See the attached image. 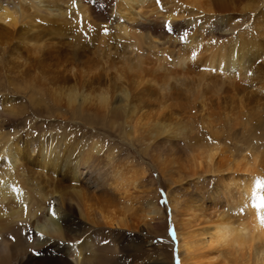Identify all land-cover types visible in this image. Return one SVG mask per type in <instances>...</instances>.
I'll return each mask as SVG.
<instances>
[{
  "label": "rangeland",
  "instance_id": "obj_1",
  "mask_svg": "<svg viewBox=\"0 0 264 264\" xmlns=\"http://www.w3.org/2000/svg\"><path fill=\"white\" fill-rule=\"evenodd\" d=\"M43 1L39 4L41 6L39 12L30 6L28 0H0L2 5L10 3L6 6L11 7L10 9L16 8L21 15L19 23L14 28L0 21V144L1 138L6 136L13 138L14 141L19 139L21 146L28 142L26 146L30 144L27 146L29 152L31 151L30 153L36 156L39 148L37 143L44 136L60 135L62 137L64 135L63 142H68L77 150L80 144L82 147L86 143L97 140L104 147L100 156H104L107 150L114 153L115 162L122 167L125 177L132 182L126 187L127 191L124 192L126 195L117 196L114 207L119 216L125 215L124 219L127 222L124 221L125 226L119 228L110 230L100 228L94 234L93 239L99 240L98 242L94 241L95 244L102 245L98 250H95V253L98 254H95L98 262L102 264H180L178 263L177 243L173 235L175 226L172 222L173 211L170 208L169 199L174 198L177 202L187 201L189 203V199L195 195L196 188L192 179H187L182 173L176 174L178 170L174 163L170 166L176 170H172L168 164H163V167L159 166L161 161L159 158L162 160L174 158L172 156L176 158L180 156V153L182 154L197 145L207 146L218 142L220 147L225 149L227 157L235 158H238L241 153L249 155L253 151L258 156V174L250 176L247 173L227 170L221 173H208L204 179L202 178V181H199L200 184H203V191L208 196L220 175L226 176L228 173H234V175L241 176L240 178L243 180L246 177L248 178L245 180L255 177L257 182L254 183L253 192L256 195L253 194L259 202L261 199L263 200L260 205L262 204L261 206L264 208V163L262 162L264 161V0H251L249 8L244 10L241 9L244 6V1L240 0L241 3H239L235 0H233L235 2L228 0L226 2H229V5L227 4L228 7L225 10H221V12L212 10V13L201 9L190 10L183 6L176 8L175 3L171 0H145L140 6L134 4L130 8L131 11L130 9L122 10L125 11L124 15L120 12L117 0ZM74 1H76L75 5H82L86 8V17L81 18V15L71 9ZM115 4L117 5L115 6ZM59 9L65 12L64 16L59 15ZM169 13H174L172 21L162 18ZM122 29H127L130 34H126ZM193 34L197 36L196 39H201L199 42H195L200 44V48L241 35L244 42L255 40L259 52L252 50L251 53L248 51L245 53L248 68L245 72L246 75L241 79L238 77L235 79L234 86L240 85L237 87L236 94L232 93L233 87L227 85V80L221 77L220 72L214 69L209 70L198 60L189 62L188 67L191 69L186 73L168 77L165 83L167 88L163 92L170 93L171 97L161 110L159 121L162 120L165 123L178 121L184 128L181 135L177 134L178 140L176 137L173 139L175 143L169 153L167 152L169 145L165 143L164 150L162 149L165 153L158 151L161 154L157 158L156 151L148 146L149 139L147 138V131L156 118L154 111L156 109L145 106L136 115L134 111H131L133 105L137 102L138 105H141L140 101L147 96L138 95V91L130 90L133 93L129 92L128 104H126L127 102L123 103L122 85L113 80L111 75L117 69L137 62V59L144 55L159 59L166 57L167 62L171 63L169 60L184 48V42ZM13 38L40 40L48 43L55 40V42L63 44L59 43L58 50L53 46L44 47L45 49L49 48L50 53L48 56L43 55L38 59L42 63H37L33 62V59L31 61V57L35 54L31 51L25 53L23 48L20 49L18 55L11 56L8 47H4V42H10ZM134 41H137L139 45H135ZM55 45L57 47L56 43ZM72 66L75 70L80 68L85 72L90 68H99V71L104 75L107 73V76L91 80V82L79 77L74 79V77H70L72 73L66 72V69L69 70ZM203 68L205 69L203 70ZM201 71L211 73L202 78L199 75ZM209 77H211L210 80ZM206 78L209 80H207L208 82ZM155 80L146 83V85L155 86L157 91H162L164 84L161 80ZM61 81L64 83L61 84ZM83 82H85V86H83ZM67 83L72 85L67 88ZM93 84H96L95 87ZM61 86L62 88H60ZM100 88H108L116 98L113 97L107 110L96 103V94L99 93ZM68 89L76 92L72 103L67 100ZM84 89L88 90L86 94ZM226 89L227 91H224ZM237 93L241 97L244 95L241 101L243 108L241 107L240 111V107L237 106L233 110L229 108L225 110L226 113H223L222 109L220 112L223 114L218 113L219 116L222 114V117H218L216 114L219 112L217 104L221 105L226 102V105L229 106L230 100L234 99ZM129 99H132V103ZM116 101L122 103L116 104ZM117 105H121L120 111H112L110 107ZM98 110L103 112L99 113ZM142 113L144 114L142 115ZM224 114H227L228 117L225 118ZM136 116L141 119L139 117L136 119ZM200 116H202L201 119ZM131 118L135 119L131 120ZM149 120L152 122L145 124ZM127 121L136 127L131 129V125ZM213 127L219 133L218 138L211 134V129L214 130ZM164 136L167 135L162 137ZM172 150L175 154L171 153ZM36 158L38 157L36 156ZM104 165V173L108 172L105 175L108 176L107 179L110 182V169H108L110 165ZM31 168L33 171L28 173L27 185H29L27 187L30 189V194L33 197L32 204L36 209V201L39 199V195H37L39 179H37L38 175L35 171L38 172L39 168ZM169 169L171 170L169 171ZM57 175L59 177L62 174L58 172ZM33 179L36 181L34 182ZM133 179H137V183L133 182ZM39 183L41 186L45 182L39 180ZM132 184L134 186L131 187ZM147 202L154 203L158 213L151 214L152 216L148 215ZM237 205L236 202L230 205L229 202L224 204L222 201L214 210L210 211L214 212L218 209L220 210L217 211L218 213L226 211V217L234 219L233 216L246 211L245 208L243 211L241 206ZM27 206L29 204L24 209ZM18 207V204H14L3 208L2 211L8 214V217L0 219V229L3 228L0 234L5 231V227L12 228L15 230V236L8 235L6 238L9 239L8 243L12 247L19 245L23 247V250H28L31 248V242L23 239L24 229L17 228V226L21 224L19 222H24L23 220L30 217L29 214H23V216L21 213L19 215L12 214L11 211L18 210ZM50 207L53 208L50 209ZM47 208L50 209L47 211L54 212L55 206L48 205ZM33 232L43 237V234L35 228H33ZM10 238L12 239L10 240ZM62 242L65 250L62 251V254L65 260L74 264L72 247L64 241ZM96 246L94 245V247ZM88 251L84 252L83 257H87ZM184 263L182 261V264ZM253 264L257 263L253 262Z\"/></svg>",
  "mask_w": 264,
  "mask_h": 264
},
{
  "label": "bare ground",
  "instance_id": "obj_2",
  "mask_svg": "<svg viewBox=\"0 0 264 264\" xmlns=\"http://www.w3.org/2000/svg\"><path fill=\"white\" fill-rule=\"evenodd\" d=\"M28 1L32 8L36 11H41V6L39 4L44 2L43 0ZM76 1L72 3L71 9L75 10L78 15H81V18L86 17V8L82 5H75ZM117 1L118 7L121 10L120 12L124 15L125 11H128L132 6H134V4L140 6L145 0ZM171 1L175 3L176 8L183 6L189 8L190 10L201 9L208 12H211L212 10L221 12V10H225L228 7L227 4L229 3L226 2L228 0ZM235 1H238L239 3L244 1V6L241 7L242 10L249 8L251 5V0H241V2L240 0ZM7 4L10 5V3ZM6 5H2V3L0 4V21L4 22L7 26L14 28L17 23H19L21 15H19V10L17 11L16 8L10 9L11 7L8 8ZM116 5L117 4H115V6ZM58 12L61 17L65 15V12L60 9ZM162 18L172 21L174 19V13H169L168 15L166 14L162 16ZM122 31L126 34H130V31L127 29H122ZM196 38L197 36L195 34L190 35L186 42H184V48L181 49L180 52L177 51L178 53L173 57V59L169 60L171 63L167 62L168 59L166 60V57L159 59L158 57L150 58L149 55H144L143 57H139L137 62H134L133 64L131 63L132 65H126L124 68L117 69V71L112 73V75L110 74L113 80L118 81L122 85L123 103L127 102L126 104H128L129 101H127V99L130 94L129 92H131L130 90L138 91V95L141 94L147 96V98L145 97V99L140 101L143 104L142 105L140 103L142 106L138 105V102L136 101L137 104L133 105V110L131 109V111H134L136 114L145 106L156 109L154 110L156 118L154 122L151 123V127L149 126L150 128L147 131V138L149 139L148 146L156 151L157 158L161 154H159L158 151L164 152L162 149L165 146V143H168L169 145L167 147L168 150L166 149L169 153L173 143H175L173 139L177 136V134L181 135L184 128L180 123H178V121L174 123H165L162 122V120L161 122L159 121L160 112L163 107H165L167 100L171 97L170 93L166 91L163 92V90L167 88L165 83L168 77L186 73L191 69L188 67L189 62L191 63L192 60H198L201 65L207 67L209 70L214 69L215 71L220 72L222 75L220 76L223 77L224 80H227V85H229V87H233L232 93L236 94V90L238 89L237 87L240 85L236 84L237 87L234 86L235 79L237 77L241 79L244 75H246L245 72H247L248 68L246 66L247 57L245 58V53H247V51L251 53L252 50L259 52L258 44L255 40L245 41L247 42L245 43L241 35H238L236 38H229L223 42L207 45L205 48H200V44L198 45V43H195L201 40ZM52 41L48 43L40 40L33 41L32 39L13 38L10 42H4V47H8L11 56L18 55V52H20V49L22 48L25 53L31 51L35 54L33 57L28 56L29 58L31 57V61L33 59V62L42 63L41 60L38 59L43 57V55L48 56L50 53L48 50L49 48L45 49L44 47L53 46V48L58 50L59 43L63 44L62 42H59L60 40L58 41L59 43L54 40L57 44L56 47L55 43ZM134 44L137 46L139 45L137 41H134ZM51 50L54 49L51 48ZM51 54H53L52 51ZM44 58H42V60ZM40 65L42 66L43 64ZM22 66L24 65L22 64ZM97 67L99 66L97 65ZM99 68H90L87 72H85L80 70V68H78L79 70H75L72 66L69 70L66 69V72H70V74L72 73L70 77L72 76L74 79L79 77L85 81L90 80L91 82V80H98L100 77L102 78L105 75L107 76V73H105V75L102 74L99 71ZM204 69L205 68H203V70ZM209 73L211 72L201 71L199 75L204 78V76H208L207 74ZM207 78L206 81L208 80ZM210 78L211 77H209V80ZM150 79H157V81L161 80L164 84V86L161 84L163 86L162 91H157L156 88H154L155 86L146 85V83H150L152 81L154 82V80L151 81ZM63 83L64 82L61 81V84ZM84 83L85 82H83V86H85ZM98 84L101 83L98 82ZM69 85L72 84H68L67 88ZM101 86L102 85H100V87ZM157 86L159 87V85ZM78 87L81 89L80 86ZM60 88H62V86ZM87 89H84L85 94L86 91H88ZM227 89L224 91H227ZM112 93L113 92H111L108 88H102L99 93L96 94V103L100 107L106 108L107 110L108 105L114 97V94ZM238 93L235 95L236 97L233 95L234 99L230 100L229 106L226 105V102H223L221 105L217 102L219 112L216 114L218 117H222L221 115L226 113L225 110L229 108L233 110V108L237 106L240 107L239 111L241 110V101L244 95L242 97L239 95V97ZM57 94L59 93L57 92ZM66 95L68 102L72 103L76 97V92L72 89H68ZM236 102L237 104L235 105ZM119 103L117 102L116 104ZM110 108L112 111L115 110L114 112H116L117 110L118 112L121 105ZM221 110L223 113L220 112ZM100 112L103 111H99V113ZM127 112H130V110H127ZM218 113L222 114L219 116ZM143 114L144 113H142V115ZM224 115L225 118L228 117L226 116L227 114ZM152 116L154 117V115ZM138 117L136 119H138ZM201 117L202 116H200V119ZM132 119L135 118H131V120ZM202 120H204V118H202ZM150 122H152V120L145 122V124H150ZM125 124L127 123L125 122ZM129 124L131 125V122ZM127 126L129 127L128 124ZM132 127L136 126L131 125V129ZM213 128L214 130L211 129V134L218 138L219 133L215 127ZM163 135L167 136L162 137ZM64 138V135L62 137L60 135H49L48 137L44 136L41 141L37 143L39 144L38 152L36 154L38 158L33 156L30 153L31 151L29 152L27 146L30 144L26 146L28 142L21 146L19 139L14 141L13 138H7V136L1 138L0 219L8 217V214L2 211L3 208L14 204H18L19 207L17 208L18 210L11 211L12 214L19 215L21 213L22 216L23 214H29L30 218L23 220L24 222H19L21 224L18 225L17 228L24 229V235H22V237L24 240H29L31 242V248L23 250V247L19 245L17 247H12V245L8 243L9 239L6 238L8 235L11 237L15 236V230L5 227V231L0 234V264H70L65 260L62 254V251L64 250V244L62 241L72 247L71 252L74 264H102L97 261L96 255L98 254L95 253V250H98V248L102 245L95 244V242H98L99 240L97 241V239H93L94 234H96L100 228H107L110 230L111 228L125 226V223L127 222L124 219L125 215H123V217L119 216L114 207L117 201V196L124 194V192L127 191L126 187L131 181L125 177L122 167L115 162V158L113 157L114 153L107 150L104 156H100V152H103L104 147L97 140H93L92 142L86 144L83 143L84 145H82V147L80 144L78 151L75 146V148H73L68 144V142H63ZM178 138L176 137L177 140ZM224 150L220 147L218 142L207 146L201 144L196 147H192L182 154L180 153V156L176 155V158L175 156H172L175 159L170 158V156V159L162 160L159 158L161 161L158 159L160 161H158L159 166L168 164L169 167L170 164L174 163L178 170V172L176 171V174L182 173L187 179H192L196 188L195 195L189 199V203L187 201L177 202L174 198L169 199L170 208L173 211L171 214L172 222L175 226L173 235L177 243L179 256L178 263L180 264H182V261L185 262L184 264H253V262L257 264H264V223L261 222V218L264 217V208H262V204L260 205L262 199L260 202L256 200V194L253 192L254 183L257 182V179H255V177H251L250 180H245L248 178L246 177L243 180L240 178L241 176L239 177L238 175H234V173H228L226 176L220 175L217 177V183H215V186L213 187L214 189L208 196H206L205 191H203V184H200V181L204 179L205 175L212 172L221 173L227 170H233L234 172L250 174V176L258 174V156H256L253 151L251 153L249 152V155L241 153L238 155V158H235L232 156L227 157ZM173 151L174 150H172L171 153ZM173 154L175 153L173 152ZM262 162L264 163V161ZM104 164L110 165V168H108L110 169V182L107 179L108 176L105 175L108 172L104 173ZM31 167L39 168L37 170L38 172L35 171L38 175L37 179L44 180L45 182L40 186L38 180L39 184L37 183V195H39V199L36 201V209L33 207V197L30 194V189L27 187L29 185H27V178L29 177L28 173L33 171ZM170 168L172 170L175 169H173L172 166H170ZM108 169L106 167L107 171ZM171 169H169V171ZM58 172H61L62 174L59 177L57 175ZM179 178H181V176H179ZM33 180L34 182L36 181V179ZM136 181L138 180L133 179V182ZM132 186L134 185L132 184L131 187ZM257 198L259 199V197ZM222 201H224V204L229 202L230 205L236 202V205L239 204L241 208H245L246 211L243 209L245 213H238V215L233 216L235 217L234 219L226 217V211L221 213L217 212L219 209L214 212L210 211L211 209L214 210ZM28 204L29 206H27L25 210L24 207ZM48 205L55 206L53 209L54 212L47 211L53 208L50 207V209H48ZM146 207L148 215L158 213L155 209L154 203L147 202ZM57 212L59 213L58 215L55 214ZM33 228L43 234V237L34 233ZM2 229L3 228L1 227L0 231ZM86 231H90L91 233L85 234L84 232ZM11 239L12 238H10V240ZM94 245L97 246L94 247ZM88 246L90 249L87 248ZM87 251V257H83L84 252Z\"/></svg>",
  "mask_w": 264,
  "mask_h": 264
},
{
  "label": "snow or ice",
  "instance_id": "obj_3",
  "mask_svg": "<svg viewBox=\"0 0 264 264\" xmlns=\"http://www.w3.org/2000/svg\"><path fill=\"white\" fill-rule=\"evenodd\" d=\"M261 222L264 223V217L261 218Z\"/></svg>",
  "mask_w": 264,
  "mask_h": 264
}]
</instances>
